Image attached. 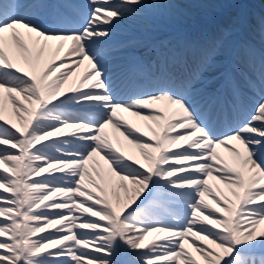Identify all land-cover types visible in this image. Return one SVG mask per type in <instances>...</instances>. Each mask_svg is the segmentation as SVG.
I'll return each instance as SVG.
<instances>
[{
  "label": "snow or ice",
  "instance_id": "6c2138e0",
  "mask_svg": "<svg viewBox=\"0 0 264 264\" xmlns=\"http://www.w3.org/2000/svg\"><path fill=\"white\" fill-rule=\"evenodd\" d=\"M177 3L0 0V264H264V18L259 48L237 16L113 78L114 29Z\"/></svg>",
  "mask_w": 264,
  "mask_h": 264
},
{
  "label": "bare ground",
  "instance_id": "6f19581e",
  "mask_svg": "<svg viewBox=\"0 0 264 264\" xmlns=\"http://www.w3.org/2000/svg\"><path fill=\"white\" fill-rule=\"evenodd\" d=\"M217 2H218L217 6H222L229 3H233L234 5L237 6L240 5L239 0H179L177 3L178 5L175 8L153 9V13H155L156 11L157 13L155 14L162 16L163 19L171 25H183L184 21H191L203 17L211 10V7ZM195 7H197V10ZM184 10H187L188 12L194 11V14H187L183 12ZM131 19L132 18H129L121 22L128 24L131 21ZM251 32L256 35L259 34V32H256L253 29V27L251 29ZM144 33H146V31H144ZM257 39L261 41V38L258 37ZM144 123H145L144 121H141L140 124L141 127L143 126ZM116 136L118 135L115 134V137ZM121 140L123 141V139ZM123 143L126 145L127 149H130V146L127 145L126 141H123ZM209 183L215 186L218 182L210 180ZM220 187L223 188V185H220ZM121 195H122V190H121ZM263 226L264 225H262L261 227Z\"/></svg>",
  "mask_w": 264,
  "mask_h": 264
}]
</instances>
